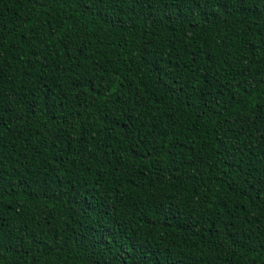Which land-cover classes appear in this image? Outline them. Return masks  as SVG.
<instances>
[{
	"label": "trees",
	"instance_id": "16d2710c",
	"mask_svg": "<svg viewBox=\"0 0 264 264\" xmlns=\"http://www.w3.org/2000/svg\"><path fill=\"white\" fill-rule=\"evenodd\" d=\"M0 264H264V0H0Z\"/></svg>",
	"mask_w": 264,
	"mask_h": 264
}]
</instances>
